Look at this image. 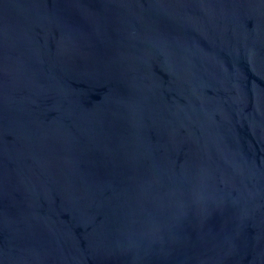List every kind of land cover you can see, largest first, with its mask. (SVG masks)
Listing matches in <instances>:
<instances>
[{
	"label": "water",
	"instance_id": "1",
	"mask_svg": "<svg viewBox=\"0 0 264 264\" xmlns=\"http://www.w3.org/2000/svg\"><path fill=\"white\" fill-rule=\"evenodd\" d=\"M0 264H264V0H0Z\"/></svg>",
	"mask_w": 264,
	"mask_h": 264
}]
</instances>
